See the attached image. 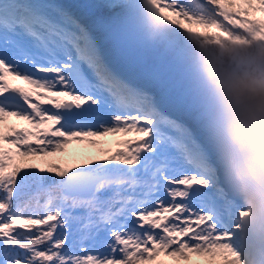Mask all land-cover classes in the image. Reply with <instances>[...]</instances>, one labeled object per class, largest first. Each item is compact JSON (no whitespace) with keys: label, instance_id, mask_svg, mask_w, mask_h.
I'll use <instances>...</instances> for the list:
<instances>
[{"label":"snow or ice","instance_id":"snow-or-ice-1","mask_svg":"<svg viewBox=\"0 0 264 264\" xmlns=\"http://www.w3.org/2000/svg\"><path fill=\"white\" fill-rule=\"evenodd\" d=\"M83 7L112 13L122 52L163 46L167 100L118 67L70 6L0 0V264H244L249 213L224 173L187 40L264 44V0ZM118 136L136 139L115 152L99 144ZM73 144L97 157L69 154Z\"/></svg>","mask_w":264,"mask_h":264},{"label":"clouds","instance_id":"clouds-1","mask_svg":"<svg viewBox=\"0 0 264 264\" xmlns=\"http://www.w3.org/2000/svg\"><path fill=\"white\" fill-rule=\"evenodd\" d=\"M187 45L224 173L249 213L244 264H264V44Z\"/></svg>","mask_w":264,"mask_h":264},{"label":"rangeland","instance_id":"rangeland-1","mask_svg":"<svg viewBox=\"0 0 264 264\" xmlns=\"http://www.w3.org/2000/svg\"><path fill=\"white\" fill-rule=\"evenodd\" d=\"M84 1L86 4L94 2V0H77ZM201 2H205L206 0H201ZM78 14H80V18L82 23H84L86 26H90L91 19L94 16H100L101 20L104 21V23L107 25V22L110 21L112 13L109 10H104L103 12H96L89 9H81ZM97 33H94V35L97 37ZM99 39V37H97ZM106 50L109 52L111 58L113 55L118 54L121 58L120 61L122 62V67L127 68L126 70L129 72L132 76H144L142 81H145L146 84L144 86L147 87L148 91H150L155 98L161 97V99L164 98V100H167L168 95V84L165 83V75L164 71L166 68V65L169 62V57L165 54L163 46H161L158 49L151 50V49H142L137 47L132 54L122 52L120 49L117 48L116 44L109 40L108 42H101ZM116 51V52H115ZM114 59V58H112ZM114 59V60H116ZM124 65V66H123ZM152 68H158L160 69L162 75L159 78H153L146 76L144 74L145 69H152ZM194 73V72H193ZM195 75V73H194ZM138 80V79H137ZM140 82V80H138ZM138 82V83H139ZM9 123L11 125H16L19 127H27L26 124H24L21 121L16 120H10ZM123 136L118 137H107V142L105 144H102L101 147H103L106 150H110L111 152L117 151V142L122 140ZM123 150V149H119ZM69 154H77L80 156H91L93 158L97 157L98 149L92 148L88 145H70L68 148ZM57 161H59L60 158H52ZM64 159H69V157H64ZM32 162V161H29ZM39 162V161H37ZM181 187V186H180ZM166 196V195H165ZM164 196V197H165ZM163 197V198H164ZM167 200L168 197H165Z\"/></svg>","mask_w":264,"mask_h":264},{"label":"bare ground","instance_id":"bare-ground-1","mask_svg":"<svg viewBox=\"0 0 264 264\" xmlns=\"http://www.w3.org/2000/svg\"><path fill=\"white\" fill-rule=\"evenodd\" d=\"M52 2L64 3V4L68 5V6H70V7L72 8V10H73L78 16H79L78 12H79L81 9H85V8L83 7V5L86 4V2H84V1H79V3H78L77 0H53ZM91 24H93V21L91 22ZM103 27H104L103 31H101V30H97V31H99V33L97 34L98 37L101 36V35H104L105 33H107V29H106L105 25H103ZM110 40H112V39H110ZM112 42H113V40H112ZM115 52H116V51H115ZM117 56H119V55H118V54H115V55L112 56V58H115V57H117ZM119 60H120V58H119ZM116 64H117L118 67H121L122 62H119V61H118V62H116ZM123 66H124V65H123ZM141 78H142V77H141ZM140 83H143V82L141 81ZM13 120H14V119H13ZM16 121H17V120H16Z\"/></svg>","mask_w":264,"mask_h":264},{"label":"water","instance_id":"water-1","mask_svg":"<svg viewBox=\"0 0 264 264\" xmlns=\"http://www.w3.org/2000/svg\"><path fill=\"white\" fill-rule=\"evenodd\" d=\"M132 53V52H131Z\"/></svg>","mask_w":264,"mask_h":264}]
</instances>
